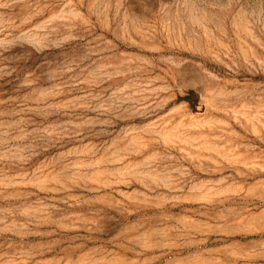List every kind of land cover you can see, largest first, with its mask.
I'll list each match as a JSON object with an SVG mask.
<instances>
[{
    "label": "rangeland",
    "instance_id": "obj_1",
    "mask_svg": "<svg viewBox=\"0 0 264 264\" xmlns=\"http://www.w3.org/2000/svg\"><path fill=\"white\" fill-rule=\"evenodd\" d=\"M0 264H264V0H0Z\"/></svg>",
    "mask_w": 264,
    "mask_h": 264
}]
</instances>
